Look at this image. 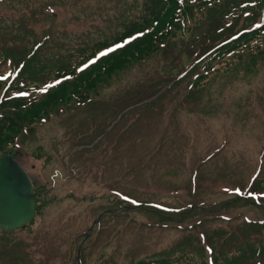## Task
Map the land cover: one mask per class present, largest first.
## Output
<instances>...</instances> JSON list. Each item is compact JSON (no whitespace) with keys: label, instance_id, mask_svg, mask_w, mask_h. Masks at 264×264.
Listing matches in <instances>:
<instances>
[{"label":"rangeland","instance_id":"obj_1","mask_svg":"<svg viewBox=\"0 0 264 264\" xmlns=\"http://www.w3.org/2000/svg\"><path fill=\"white\" fill-rule=\"evenodd\" d=\"M82 7L73 1L50 9L57 13L53 31L61 39L76 41L85 27L109 24L86 16L97 7ZM16 8L0 12L12 17ZM44 25L37 26L38 36ZM209 27L207 22L159 56L127 67L86 104L74 100L56 109L33 135L22 134L24 146L8 153L34 182L38 214L25 230L0 237V264H72L85 236L80 235L90 229L95 234L83 242L85 264H134L153 254L169 255L195 228L218 238L200 243L208 260L217 254V264H259L231 254L233 245L242 247L237 234L249 232L247 218L264 219L259 199L264 197L249 195L254 175L260 171L264 177V61L235 76L212 77L191 99L184 95L186 84L160 98L154 89L171 68L167 74L190 62L182 54ZM97 36L89 35L90 42ZM147 99L157 103L145 106ZM203 174L208 180L200 179ZM121 195L171 207L195 202L202 212L192 210L186 223L170 226L165 211L158 216L143 206L133 208Z\"/></svg>","mask_w":264,"mask_h":264},{"label":"trees","instance_id":"obj_2","mask_svg":"<svg viewBox=\"0 0 264 264\" xmlns=\"http://www.w3.org/2000/svg\"><path fill=\"white\" fill-rule=\"evenodd\" d=\"M73 1L82 8L97 7L86 16L101 17L109 23L91 33V28L85 27V39L77 44L61 39V34L53 31L52 18L56 14L49 10L66 7ZM4 7H18L19 11L12 17L0 12V74L15 73L14 80L8 77L0 81V156L15 150L16 140L22 134H31L35 126L56 109L74 100L87 101L127 67L143 64L164 53L171 43L178 38L191 37L207 22L210 27L205 37L188 44L189 53L182 54H188L194 62L215 49L196 67L202 73L193 88L205 84L215 72L254 70L264 61V0H0V9ZM42 19L49 24L43 27V36L35 39L38 43L35 49L36 45L29 43V39H34L32 26ZM261 23L263 25L256 29ZM101 24L104 23L98 25ZM91 34H98L95 42H90ZM45 35L48 40L43 38ZM234 36L238 37L230 40ZM125 41L124 47L80 70L101 50ZM41 71L46 77L40 80ZM61 79L62 84L50 87ZM44 89L48 91L44 93ZM25 92L28 97H23ZM204 177L207 176L203 174L200 179L208 180ZM262 180L264 182L263 178L256 180L255 190L262 189ZM141 206L158 215L161 212L148 204ZM244 226L249 232L243 233L241 238L255 237L244 243L250 251L260 245V255L264 257V238L257 236L261 226L249 221H245ZM232 250L234 260L246 256L243 244ZM181 259L169 256L154 264H173Z\"/></svg>","mask_w":264,"mask_h":264},{"label":"water","instance_id":"obj_3","mask_svg":"<svg viewBox=\"0 0 264 264\" xmlns=\"http://www.w3.org/2000/svg\"><path fill=\"white\" fill-rule=\"evenodd\" d=\"M33 185L11 156L0 159V229L24 228L36 216Z\"/></svg>","mask_w":264,"mask_h":264}]
</instances>
